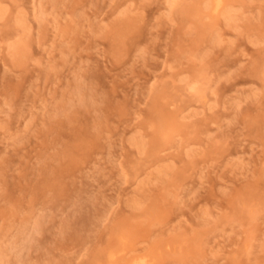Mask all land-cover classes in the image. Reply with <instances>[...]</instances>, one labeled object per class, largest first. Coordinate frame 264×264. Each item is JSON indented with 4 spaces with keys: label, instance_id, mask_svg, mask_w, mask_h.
Listing matches in <instances>:
<instances>
[{
    "label": "rangeland",
    "instance_id": "374dc122",
    "mask_svg": "<svg viewBox=\"0 0 264 264\" xmlns=\"http://www.w3.org/2000/svg\"><path fill=\"white\" fill-rule=\"evenodd\" d=\"M0 0V264H264V0Z\"/></svg>",
    "mask_w": 264,
    "mask_h": 264
},
{
    "label": "bare ground",
    "instance_id": "6f19581e",
    "mask_svg": "<svg viewBox=\"0 0 264 264\" xmlns=\"http://www.w3.org/2000/svg\"><path fill=\"white\" fill-rule=\"evenodd\" d=\"M215 2V8L214 11L217 13L223 6L224 0H213ZM147 259L146 258H141L139 260H136L133 264H146Z\"/></svg>",
    "mask_w": 264,
    "mask_h": 264
}]
</instances>
